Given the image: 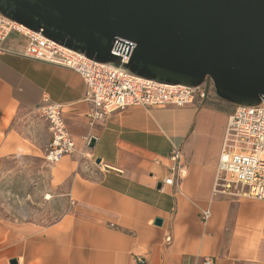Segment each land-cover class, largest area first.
<instances>
[{
	"label": "crops",
	"instance_id": "crops-1",
	"mask_svg": "<svg viewBox=\"0 0 264 264\" xmlns=\"http://www.w3.org/2000/svg\"><path fill=\"white\" fill-rule=\"evenodd\" d=\"M25 46L15 32L1 44L0 178L2 161L44 159L45 101L60 105L74 149L46 162L55 220L0 216V264H264V200L216 188L230 103L128 106L91 124L82 76L25 56Z\"/></svg>",
	"mask_w": 264,
	"mask_h": 264
},
{
	"label": "water",
	"instance_id": "water-1",
	"mask_svg": "<svg viewBox=\"0 0 264 264\" xmlns=\"http://www.w3.org/2000/svg\"><path fill=\"white\" fill-rule=\"evenodd\" d=\"M0 15L97 62L121 66L111 50L132 43L123 67L139 78L264 101V0H0Z\"/></svg>",
	"mask_w": 264,
	"mask_h": 264
},
{
	"label": "built area",
	"instance_id": "built-area-1",
	"mask_svg": "<svg viewBox=\"0 0 264 264\" xmlns=\"http://www.w3.org/2000/svg\"><path fill=\"white\" fill-rule=\"evenodd\" d=\"M17 33L26 39L23 54L37 60L68 67L78 72L86 86V99L91 102L86 112L89 123L103 120L108 114L128 106L158 107L165 105L182 106L193 103L195 99L204 101L215 98L212 83L198 86H183L156 83L132 75L123 63L128 55L111 50L121 56V66L112 63L97 62L82 53L58 45L45 38L39 32H33L15 21L0 15V50L2 42L11 34ZM114 48V47H113ZM40 114L48 122L50 140L44 149V159L48 163H57L74 149V141L67 130L59 104L45 101L39 107ZM171 159L177 161V173L185 172L178 165L179 150H174ZM173 178L163 183H172ZM235 187L239 192L264 200V101L256 106H235L225 128L222 149L220 151L216 188ZM207 211L201 213L205 220ZM202 264H213L210 258Z\"/></svg>",
	"mask_w": 264,
	"mask_h": 264
},
{
	"label": "rangeland",
	"instance_id": "rangeland-1",
	"mask_svg": "<svg viewBox=\"0 0 264 264\" xmlns=\"http://www.w3.org/2000/svg\"><path fill=\"white\" fill-rule=\"evenodd\" d=\"M228 106L233 112L235 105ZM25 162L8 159L1 163L5 174L0 178V216L9 220H31L37 224L52 222L59 214L55 210L60 202L49 203V206L44 203V193H49L46 197H50L47 190L52 187L48 181L49 164L39 157ZM23 172L30 177L24 176Z\"/></svg>",
	"mask_w": 264,
	"mask_h": 264
},
{
	"label": "bare ground",
	"instance_id": "bare-ground-1",
	"mask_svg": "<svg viewBox=\"0 0 264 264\" xmlns=\"http://www.w3.org/2000/svg\"><path fill=\"white\" fill-rule=\"evenodd\" d=\"M48 198H49V196H48Z\"/></svg>",
	"mask_w": 264,
	"mask_h": 264
}]
</instances>
